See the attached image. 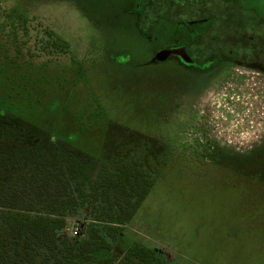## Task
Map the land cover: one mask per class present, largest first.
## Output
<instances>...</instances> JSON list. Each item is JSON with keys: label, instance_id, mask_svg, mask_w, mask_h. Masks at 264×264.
Here are the masks:
<instances>
[{"label": "rangeland", "instance_id": "1", "mask_svg": "<svg viewBox=\"0 0 264 264\" xmlns=\"http://www.w3.org/2000/svg\"><path fill=\"white\" fill-rule=\"evenodd\" d=\"M202 1L160 0L151 15L212 18L207 47L223 53L205 61L232 47L264 59V0L253 1L254 13L242 1ZM3 13L27 20L19 38L37 56L8 64L0 78V156L21 146L41 150L51 163L67 158L83 167L75 194L87 197L65 220L68 237L94 223L108 179L143 172L156 181L153 189L128 225L106 224L117 229L116 240L97 226L113 246L97 261L122 264L140 244L175 264H264V168L230 161L264 158L262 74L239 69L214 80L191 104L194 115L178 120L182 104H172L180 89L152 59L155 47L190 40L182 27L140 31L133 0H0V20L11 24ZM122 57L131 65H119ZM199 133L207 134L208 148L226 139L236 151L200 150Z\"/></svg>", "mask_w": 264, "mask_h": 264}, {"label": "trees", "instance_id": "2", "mask_svg": "<svg viewBox=\"0 0 264 264\" xmlns=\"http://www.w3.org/2000/svg\"><path fill=\"white\" fill-rule=\"evenodd\" d=\"M7 18L13 19L11 24L0 20V78L8 64L37 56L19 38L27 20L16 13L6 14ZM51 162L41 150L21 146L5 149L0 156V264H101L95 255L102 250L112 251L107 237L117 239V229L106 224L128 225L156 183L135 171L108 179L94 223L82 224L80 237L71 238L65 234V220L85 203L81 198L87 195L75 194L80 191L78 179L84 169L67 158ZM97 226L106 229L107 237ZM159 253L158 249L134 244L122 264H175L162 259ZM102 264L113 262L107 259Z\"/></svg>", "mask_w": 264, "mask_h": 264}, {"label": "flooded vegetation", "instance_id": "3", "mask_svg": "<svg viewBox=\"0 0 264 264\" xmlns=\"http://www.w3.org/2000/svg\"><path fill=\"white\" fill-rule=\"evenodd\" d=\"M138 7V19H139V29L144 33H149L151 30L156 29L158 24H173L178 27H182L184 30L192 34L190 40L179 39L176 40L175 45H162L160 48L155 47L154 55L152 62L154 63V69L158 68L160 70L169 71V84L176 85V89H180L179 97L174 98L173 104L175 102L182 104L183 111L175 112L178 117V120L186 121L194 115L192 112L191 104L198 102V99H201L200 93L204 92L206 87H209V84L216 79H222L223 76H231L234 71L239 69L254 70L258 71L264 77V59L256 57L255 53H250L247 50H242L237 47H232L225 55H217L215 59L211 57L214 54L222 52L215 48L213 51H210L207 47L208 40L213 42V35L211 30H208L207 20L212 21V18L207 16L200 17L199 19L194 18L186 19L185 17L182 22L181 20L174 19L170 21L165 17L161 16L154 19V15H151L154 11V5L160 0H133ZM198 4L203 3L202 0H195ZM222 1V0H221ZM230 4L240 3L239 1L246 2V11L247 13H254V0H224ZM185 5L184 0H170V3ZM253 8V9H252ZM256 8V7H255ZM260 12V11H259ZM214 21V20H213ZM204 23V24H203ZM193 25L201 26L197 31ZM264 27V21H263ZM200 31V32H199ZM185 33V32H184ZM242 38H249L251 42L256 41V37L250 33H242ZM264 39V38H263ZM254 50V49H253ZM223 53V52H222ZM241 57V59L233 60V55ZM211 56L207 61L205 57ZM131 65L129 58L122 57L119 65ZM173 71V72H171ZM176 71V72H175ZM174 89V94H175ZM178 94V93H177ZM195 107V106H194ZM180 108V107H179ZM226 108V107H223ZM184 134V130L183 133ZM198 136H204L202 139L203 145L200 144V150H214V151H236L235 149L229 148L226 143V139H220L217 143H214L207 147L205 138L206 133H199ZM184 146V145H183ZM254 148H251L249 151H253ZM262 154L264 155V149ZM230 161L236 166L244 165L248 166H259V168H264V158L263 159H246L239 160L236 156L231 155Z\"/></svg>", "mask_w": 264, "mask_h": 264}, {"label": "built area", "instance_id": "4", "mask_svg": "<svg viewBox=\"0 0 264 264\" xmlns=\"http://www.w3.org/2000/svg\"><path fill=\"white\" fill-rule=\"evenodd\" d=\"M77 234V233H76Z\"/></svg>", "mask_w": 264, "mask_h": 264}]
</instances>
